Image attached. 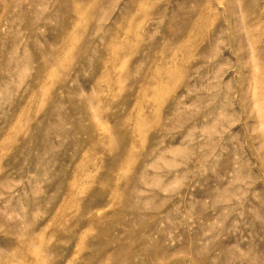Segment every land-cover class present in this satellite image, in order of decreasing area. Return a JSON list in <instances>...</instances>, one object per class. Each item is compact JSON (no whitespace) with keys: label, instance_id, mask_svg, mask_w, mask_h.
Returning <instances> with one entry per match:
<instances>
[{"label":"rangeland","instance_id":"rangeland-1","mask_svg":"<svg viewBox=\"0 0 264 264\" xmlns=\"http://www.w3.org/2000/svg\"><path fill=\"white\" fill-rule=\"evenodd\" d=\"M0 264H264V0H0Z\"/></svg>","mask_w":264,"mask_h":264}]
</instances>
